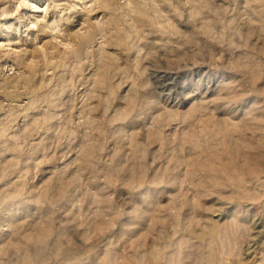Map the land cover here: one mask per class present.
Listing matches in <instances>:
<instances>
[{"label": "rangeland", "instance_id": "rangeland-1", "mask_svg": "<svg viewBox=\"0 0 264 264\" xmlns=\"http://www.w3.org/2000/svg\"><path fill=\"white\" fill-rule=\"evenodd\" d=\"M0 264H264V0H0Z\"/></svg>", "mask_w": 264, "mask_h": 264}, {"label": "bare ground", "instance_id": "bare-ground-1", "mask_svg": "<svg viewBox=\"0 0 264 264\" xmlns=\"http://www.w3.org/2000/svg\"><path fill=\"white\" fill-rule=\"evenodd\" d=\"M193 131H196V130H194V128H192V132ZM197 132L199 133V131H197ZM222 135L226 136V138H225V141L227 143L226 148L216 147V143H212L213 139H211V136L210 137L207 136V138H205L206 143H204V145H203V143L201 144L204 146L203 149L200 150L201 156H203V157L210 156L211 152H214V151H215V154L216 153L220 154L221 158H225L227 155L232 156L230 148H231V146L234 145V143H237V140L234 138V135H232L231 132L228 133V131L223 130ZM184 140H185V142H187L186 139H183V141L179 140L181 145L184 143ZM192 148H193V146H192ZM191 158H192L191 160H193L194 167H195V165L197 166V163L198 164L201 163V166H202V160H200V158H202V157H198L196 155V156H191ZM203 162H204V160H203Z\"/></svg>", "mask_w": 264, "mask_h": 264}]
</instances>
